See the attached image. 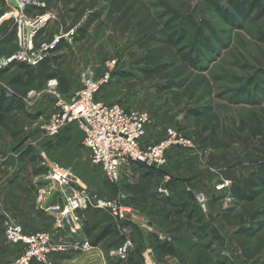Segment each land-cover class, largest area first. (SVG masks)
I'll list each match as a JSON object with an SVG mask.
<instances>
[{"label":"rangeland","instance_id":"374dc122","mask_svg":"<svg viewBox=\"0 0 264 264\" xmlns=\"http://www.w3.org/2000/svg\"><path fill=\"white\" fill-rule=\"evenodd\" d=\"M32 1L40 2V8L46 9L44 16L47 15L42 25L46 32L33 42V51L39 50L42 41L65 34L64 28L83 4L90 3L85 16L100 13V17L83 38L75 40L69 35L63 38L68 46L56 54H44L50 58L56 56L59 62L56 71L61 78L49 79L41 87L34 82L33 88L18 94L8 85V80L21 70L13 63L2 68L5 71L0 73V92L5 99L19 101L22 109L14 103L7 111L0 110V264H14L22 253L20 247L6 240L5 228L11 221L23 226L27 235H53L52 246L59 249L51 253L67 251L70 254L68 258H58L49 253L45 258L47 264H264V249L247 259L235 241L239 234L252 231L250 251L257 239L263 238L264 242V216L254 220L249 210L247 221L239 226L229 225L221 218L241 211L242 202L232 197L231 190L242 185L257 165L264 162V136L254 135L248 121L251 115L257 120L264 117V94L261 93L264 91V15L260 8L252 9L247 16L229 11L225 19L215 6L227 9V0H141L159 24L170 23L182 30L184 41L180 48L193 53L201 73L212 83V93L204 101L218 114L221 123L232 129L235 139L229 148L215 149L213 132L201 130L193 119L184 116L193 102L183 100L177 106L168 94L157 90L168 81L143 78L144 66L140 59L145 50L139 45L142 37L133 28L123 34L119 28L113 29L105 17L107 2L83 0L76 4L78 0H75L65 6L57 0ZM252 1L264 9V0ZM6 5L0 0V39L12 27L16 26L17 33L9 43H0V58L10 57L22 48L20 34L23 30L27 34L34 20L26 15L29 21L24 24L23 18L19 19L15 10ZM85 16L77 26H82ZM108 61H115V69L97 94V100L147 111L150 121L145 130L146 143L162 139L166 128L171 127L188 135L193 145L192 148H171L161 172L138 166L122 173L115 184L105 178L100 167L91 163L76 125L65 128L49 141L43 135L41 123L35 120L40 114L49 116L54 111L53 91L70 97L86 80L103 75ZM196 73L192 71V75ZM242 123H246V129L239 133L236 129ZM49 167L67 170L77 179L68 185L71 192L85 190L100 199H120L126 208H131L126 220L134 214L141 215L145 219V222L138 219L143 222L142 228L122 226L109 211L88 207L81 209L82 217L75 211L63 220L64 226H70L68 236L59 227L60 215L40 208V200L46 203L57 199L53 188L59 187L49 184ZM164 175L171 182L165 196L157 191ZM35 176L40 177L38 186L32 184ZM11 189L35 199L37 205L15 204L18 198L13 197ZM262 195L254 204L257 213L264 209ZM182 201L194 212L190 219L184 212L177 215L171 210L172 203ZM37 207L44 214L38 213ZM82 219L93 227L90 239L84 234L76 235L78 230L74 225L79 220L83 223ZM149 223L157 226L158 237L173 245L176 252L173 257L156 255L154 241L149 237L153 233ZM106 229L109 234L93 243ZM128 243L130 246L123 256V246Z\"/></svg>","mask_w":264,"mask_h":264},{"label":"trees","instance_id":"16d2710c","mask_svg":"<svg viewBox=\"0 0 264 264\" xmlns=\"http://www.w3.org/2000/svg\"><path fill=\"white\" fill-rule=\"evenodd\" d=\"M62 5H69L75 0H57ZM83 2V0L76 1V4ZM91 3L95 0H87ZM107 2L106 18L110 20L111 27L113 29H120L123 34L129 29L133 28L136 31L137 36L142 37L139 45L145 50L140 59V63L143 64L142 75L147 81L150 80H163L168 81L167 84L160 86L157 90H160L164 94H168L175 105H180L183 100L193 102L194 105L188 108L184 114L186 118H191L195 122V126L201 130L213 132L215 149H227L234 143V133L231 128L226 127L221 123L218 114L212 109L210 104L204 101L205 97H209L212 93V83L210 79L201 73L199 62H196L193 53L183 51L180 48L184 41V33L181 29H176L172 24H159L155 19L148 6H145L141 0H103ZM228 8L221 9L215 6L218 13L225 19H228L229 11L237 16H247L252 9L260 8V12L264 9L260 7L257 1L252 0H227ZM90 3L83 4L77 11H75L70 24L64 28L67 32L70 29H74L75 36L72 38H83L90 28L91 24L98 20L100 13H88L87 9ZM31 12H33L31 14ZM46 13V9H42L37 6H29L25 9V15L27 16H40ZM82 26H77L78 22L83 18ZM236 17V16H235ZM230 18V17H229ZM237 18V17H236ZM184 29V28H183ZM46 27L40 28L34 35V41L40 36L45 34ZM16 26L11 28L4 37L0 39L1 45L7 44L15 37ZM77 38L75 40H77ZM264 39V36H263ZM67 45L64 39H60L55 48L50 51L51 54H56L62 48ZM19 70V73L14 75L8 80V85L18 94H23L26 88L31 87L32 83H36L39 87L52 78H61L58 71L59 62L56 56L51 58L45 56L40 60L37 65L31 66L24 62L13 63ZM5 71L0 69V73ZM192 71L197 73L192 75ZM264 94V91L261 90ZM19 109H22V104L17 101L5 99L4 94L0 92V110L7 111L12 104ZM249 130L255 133L257 136H264V117L262 119H255L254 115L248 117ZM202 125V127H201ZM246 129V123H242L241 127L236 129L239 133L244 132ZM65 136V135H62ZM68 140V138L66 139ZM60 144V143H59ZM143 169H146L143 167ZM150 172H161L162 169L153 170L146 169ZM163 176V175H162ZM167 188L171 186V182L166 183ZM262 193H264V162L258 164L247 178L243 180L242 185L232 188V197L237 201L242 202L241 211L234 216L222 215V220L227 224L232 225L244 224L247 221V212L251 210L254 220H258L264 216V209L257 213L254 204H257L262 199ZM189 205L186 201L172 203L171 210L173 213L180 215L185 213V217L190 219L194 216L193 210L188 209ZM171 211V212H172ZM82 229L84 235L90 239L92 229L86 221H84ZM122 226H132L133 224L128 221H119ZM256 230V229H255ZM109 229L103 231L99 237H97L93 243L99 242L107 234ZM242 233V231L238 232ZM252 231H245L243 235L235 237V241L239 249L243 252L247 259L253 258L255 255L260 254L264 249L263 238L257 239L254 248L250 251L249 245L251 240ZM149 237L154 241L155 253L158 257H173L175 255V249L171 243L166 242L164 239L158 237L155 233H149ZM34 262V261H33ZM31 262L30 264H32Z\"/></svg>","mask_w":264,"mask_h":264},{"label":"built area","instance_id":"2783aa9c","mask_svg":"<svg viewBox=\"0 0 264 264\" xmlns=\"http://www.w3.org/2000/svg\"><path fill=\"white\" fill-rule=\"evenodd\" d=\"M5 2L15 10L19 19L23 18L24 24H28L29 21L25 15V9L29 6L40 7L41 5L40 2L32 0H15L16 5L10 3L9 0H5ZM46 19L47 15L34 17L28 33L24 34L23 30L22 35L20 34L22 48L10 57H1L0 69L14 62H24L35 66L45 57L44 54L50 53L55 48L60 39L73 35L74 29H70L65 34L42 41L39 44L41 46L38 48L39 50L33 51L34 35L45 24ZM20 21L19 25L23 26ZM114 69L115 61H108L103 75L97 79L86 80L83 87L75 91L68 99L63 94L53 91L54 111L49 116L40 114L35 120H39L43 135L49 141L59 136L66 127L76 125L82 134V144L89 152L91 163L100 167L105 178L115 184L121 176L122 169L131 162L146 169L159 170L166 165V154L172 147L192 148L193 145L188 135L171 127L166 128L162 139L146 143L145 130L150 121L147 111L129 109L118 102L97 100V94L108 83ZM47 177L50 185L59 187V189L53 188L56 190L55 195L58 200L56 199L55 202L50 200L51 202L45 203V200L42 199L40 208L46 212L52 210L58 213L60 215L59 227L61 228H64L63 220L65 218L71 217V214L77 210L88 207L105 209L117 221L126 220L131 211L127 210L117 198L114 200L100 199L85 190L71 192L68 185L72 180V175L67 170L49 167ZM74 180L77 182L76 178ZM168 180L169 178L165 177L163 183L157 188V191L164 196L168 195L166 186ZM61 202L60 207L59 203ZM5 237L8 243L22 249L21 255L14 264H30L33 261L47 264L45 258L52 251L59 249L57 246H52L53 235L49 233L27 235L23 226L14 221L6 226ZM128 244L123 246V256L126 253V248L130 246Z\"/></svg>","mask_w":264,"mask_h":264},{"label":"crops","instance_id":"0c3cea01","mask_svg":"<svg viewBox=\"0 0 264 264\" xmlns=\"http://www.w3.org/2000/svg\"><path fill=\"white\" fill-rule=\"evenodd\" d=\"M5 1V0H4ZM6 3V2H5ZM6 6H8V5H6ZM64 96H65V94H64ZM66 98H67V96H66ZM69 98V97H68ZM67 98V99H68ZM71 126V125H70ZM69 127V126H68ZM68 127H66V128H68ZM172 149H175V147H172ZM138 166H139V168H143V167H141L140 165H137V164H135V163H130L127 167H125L124 169H122V171H121V174L122 173H124V172H130V169L131 168H136V169H138ZM132 170V169H131ZM127 177H130L129 175H127ZM40 177L39 176H35L34 178H33V180H32V184L34 185V186H38L39 185V182L37 181L38 179H39ZM177 179H179V180H181V179H185V178H183V177H176ZM15 184H14V182H12L11 183V186L13 187ZM12 190V189H11ZM13 191V193H12V195H13V197H17L18 199V201L15 199V204H17V205H20L21 204V202H24V203H28L30 206H32L33 207V205H35V203H36V205H37V201L35 202V199H32L30 196H25V195H21L18 191H15V190H12ZM11 191V192H12ZM43 192V191H42ZM40 195H41V193H40ZM23 204V203H22ZM38 208V207H37ZM37 211H38V213H42V214H44V211L43 210H40L39 208L37 209ZM76 213H77V215H78V217H82V215L84 214L83 213V211L82 210H77L76 211ZM139 214V213H138ZM142 220V221H144L145 222V219L143 220L142 219V217H141V215H137V214H134L133 215V217L132 218H130V219H128V221H130L133 225H136V226H138V227H141V224L143 223H140L141 221H139V220ZM82 221L84 222V220L82 219ZM83 226V224L80 222V220H79V222H77L76 223V225H74V227H75V230H78L77 231V234L76 235H81V234H84V232H82L83 231V229H81V227ZM68 227H70L69 225H65L64 226V228L63 229H61V231H64V233L65 234H67L68 235V233H69V230H68ZM148 227L149 228H151V232H153V233H155V234H159L158 233V229L156 228L157 226H155L154 227V225H151V223H149V225H148ZM24 228V227H23ZM142 228V227H141ZM67 229V230H66ZM60 231V232H61ZM69 236V235H68ZM158 236H160V235H158ZM84 237H86V236H84ZM73 239H75V237L73 238ZM83 241H81V242H79L80 244V247H82V245H81V243H82ZM51 256H53V257H58V258H68V257H70V254L67 252V251H65V252H56V253H51Z\"/></svg>","mask_w":264,"mask_h":264},{"label":"water","instance_id":"95a60500","mask_svg":"<svg viewBox=\"0 0 264 264\" xmlns=\"http://www.w3.org/2000/svg\"><path fill=\"white\" fill-rule=\"evenodd\" d=\"M9 2H10V3H12L13 5H16V2H15V0H9ZM72 179H75V177H74V176H72Z\"/></svg>","mask_w":264,"mask_h":264},{"label":"bare ground","instance_id":"6f19581e","mask_svg":"<svg viewBox=\"0 0 264 264\" xmlns=\"http://www.w3.org/2000/svg\"><path fill=\"white\" fill-rule=\"evenodd\" d=\"M127 210H131V208H127Z\"/></svg>","mask_w":264,"mask_h":264}]
</instances>
